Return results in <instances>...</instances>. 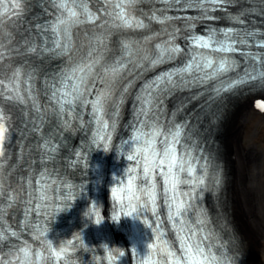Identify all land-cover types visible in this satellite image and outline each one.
I'll use <instances>...</instances> for the list:
<instances>
[{"label": "snow or ice", "instance_id": "obj_1", "mask_svg": "<svg viewBox=\"0 0 264 264\" xmlns=\"http://www.w3.org/2000/svg\"><path fill=\"white\" fill-rule=\"evenodd\" d=\"M256 94L264 0H0V264H242L218 141Z\"/></svg>", "mask_w": 264, "mask_h": 264}, {"label": "bare ground", "instance_id": "obj_2", "mask_svg": "<svg viewBox=\"0 0 264 264\" xmlns=\"http://www.w3.org/2000/svg\"><path fill=\"white\" fill-rule=\"evenodd\" d=\"M226 144L234 169L232 195L251 264H264V114L249 102L227 121Z\"/></svg>", "mask_w": 264, "mask_h": 264}, {"label": "clouds", "instance_id": "obj_3", "mask_svg": "<svg viewBox=\"0 0 264 264\" xmlns=\"http://www.w3.org/2000/svg\"><path fill=\"white\" fill-rule=\"evenodd\" d=\"M70 223H71V221H70Z\"/></svg>", "mask_w": 264, "mask_h": 264}]
</instances>
